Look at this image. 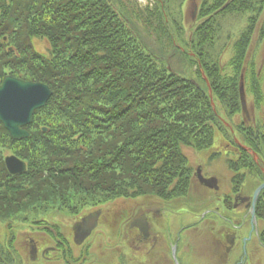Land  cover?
Instances as JSON below:
<instances>
[{"label": "trees", "instance_id": "obj_1", "mask_svg": "<svg viewBox=\"0 0 264 264\" xmlns=\"http://www.w3.org/2000/svg\"><path fill=\"white\" fill-rule=\"evenodd\" d=\"M172 2L0 0V82L11 73L53 92L25 127L28 138L14 140L0 121V222L13 228L15 219L34 213L147 195L185 202L194 185L186 149L210 151L218 133L238 148L228 160L235 181L244 169L253 173V190L264 180L236 142L264 158L262 127L233 122L244 113L246 80L257 106L264 102L248 61L261 16L264 39V0H201L188 39L182 6L173 9ZM243 14L247 24L226 74L221 21ZM34 38L48 41L47 55L33 48ZM6 149L26 162L25 173L8 171ZM257 215L264 245V189ZM7 239L0 264H21Z\"/></svg>", "mask_w": 264, "mask_h": 264}, {"label": "flooded vegetation", "instance_id": "obj_2", "mask_svg": "<svg viewBox=\"0 0 264 264\" xmlns=\"http://www.w3.org/2000/svg\"><path fill=\"white\" fill-rule=\"evenodd\" d=\"M236 142L253 156L263 178L264 158ZM228 145L227 163L238 149ZM202 164L193 172L194 196L185 202L147 195L87 204L72 212L50 210L17 220L19 225L4 229V238L14 239L22 259L25 248L31 264H261L255 255L262 241L258 200L253 214V173L244 169L235 181V172L209 174ZM198 169L215 182L205 184Z\"/></svg>", "mask_w": 264, "mask_h": 264}, {"label": "rangeland", "instance_id": "obj_3", "mask_svg": "<svg viewBox=\"0 0 264 264\" xmlns=\"http://www.w3.org/2000/svg\"><path fill=\"white\" fill-rule=\"evenodd\" d=\"M136 1L139 4L144 6L152 2L153 0H136ZM172 1L173 2L171 6L173 9L180 7V5L182 6V18H183L182 25H183V30H184V36L188 39L189 36L193 33L196 25L200 21L198 16H199V8L201 6V0H172ZM181 1H182V4H179ZM262 14H264V11ZM261 20H262V16L260 17V20L258 21L256 32L253 35L252 42L249 47L248 61L253 62L256 65L257 72L259 74L258 76H259V79H260V82L263 88V95H264V39L261 40L259 36V32L261 28ZM221 23L223 27V32L221 33V37L218 38L219 40L218 44L224 46V49H223L224 52L221 56L220 62H221L223 72L226 74H230L231 68L229 66V63L233 56V43L235 42L238 35L241 33V31L246 26L247 16L246 14L229 16L225 18V20H222ZM32 45L34 49L46 55L50 47L47 40L40 39V38H34ZM24 56H27V54H25ZM8 74H11V73H8ZM11 75H14V74H11ZM249 88H250V81L246 80V89L244 86L246 111L244 113H241L235 116L233 119V122L235 124H239L240 122L245 121L248 125H251V126L260 125L264 127V102L262 106H257L256 101H255V96L250 92ZM44 130L46 131L47 128H44ZM228 143L230 142L227 141L225 138L223 139L222 134L218 133L216 135L215 144L210 151L202 152V153H195L191 149H186L189 155V158L192 162V165L194 166V169L198 167L199 165H203L204 167V164H202L204 161L207 166V168H205L206 170L204 169L206 173L214 174V175H216L215 173H218L221 176H223V174H229V173L232 174V171H230L228 167L227 160H225V157L228 155L227 151L225 150H227L228 148L232 149V147H230ZM232 153L233 152H231L230 156H233ZM10 155H16V154L12 150L6 149L4 152V158ZM193 196H194V193L192 191L190 198ZM121 201H123V199H120V202ZM36 214H39V213L31 214L28 216V218L29 219L34 218ZM23 219L24 218L21 217L20 219H17V220H23ZM17 220L15 219V221L12 222L15 225L13 226V228L19 225V222H17ZM4 229L5 230L9 229V226L6 223L1 221L0 222V248L3 249L4 253H6L7 251L6 250L7 248L6 240L8 238V235H7V238L6 237L4 238L5 236V234H3ZM23 240L19 244L20 248H21L20 245L23 243ZM4 243H5V248H2V244L4 245ZM262 245L260 246V249L255 253V255L259 257V259L261 260V264H264V245L263 246ZM21 251L24 254L22 263L24 264L25 262V264H31V262H28L29 259L27 260V257H28L26 256L27 250H25V248H21ZM1 254L2 253H0V255Z\"/></svg>", "mask_w": 264, "mask_h": 264}, {"label": "water", "instance_id": "obj_4", "mask_svg": "<svg viewBox=\"0 0 264 264\" xmlns=\"http://www.w3.org/2000/svg\"><path fill=\"white\" fill-rule=\"evenodd\" d=\"M51 95L52 91L47 84L26 80L11 74L6 75L4 80L0 82V121L14 140H22L30 136V132L25 127L33 122L36 110L46 106ZM241 102L245 112L244 85L241 86ZM5 164L8 171L14 175L23 174L27 170L26 162L16 155L7 156ZM197 174L205 184L216 180L204 179L200 169H198ZM263 189L264 183L260 184L254 192V216V206Z\"/></svg>", "mask_w": 264, "mask_h": 264}]
</instances>
